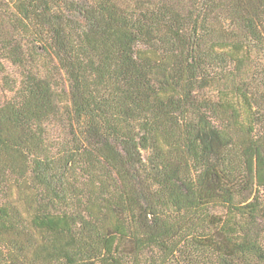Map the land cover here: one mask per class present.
Here are the masks:
<instances>
[{
    "label": "trees",
    "instance_id": "1",
    "mask_svg": "<svg viewBox=\"0 0 264 264\" xmlns=\"http://www.w3.org/2000/svg\"><path fill=\"white\" fill-rule=\"evenodd\" d=\"M0 264H264V0H0Z\"/></svg>",
    "mask_w": 264,
    "mask_h": 264
}]
</instances>
